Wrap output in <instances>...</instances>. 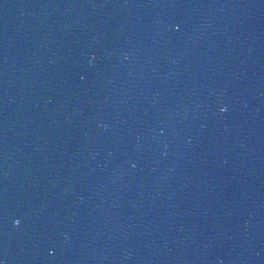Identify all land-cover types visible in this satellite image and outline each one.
<instances>
[{"label":"water","instance_id":"water-1","mask_svg":"<svg viewBox=\"0 0 264 264\" xmlns=\"http://www.w3.org/2000/svg\"><path fill=\"white\" fill-rule=\"evenodd\" d=\"M0 264H264V0H0Z\"/></svg>","mask_w":264,"mask_h":264}]
</instances>
